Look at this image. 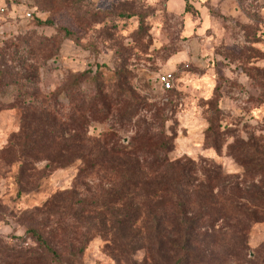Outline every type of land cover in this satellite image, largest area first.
<instances>
[{"label":"rangeland","instance_id":"374dc122","mask_svg":"<svg viewBox=\"0 0 264 264\" xmlns=\"http://www.w3.org/2000/svg\"><path fill=\"white\" fill-rule=\"evenodd\" d=\"M167 1L0 0V264H264V206L228 200L229 184L264 189V0H186L182 14ZM166 72L172 90L158 83ZM118 85L138 98L132 114L122 118L129 100L91 104L77 134L72 109ZM50 116L67 128L33 130ZM146 124L171 137V161L193 165L189 183L169 184L194 221L188 245L160 241L187 228L164 195L154 246L122 223L131 208L146 213L152 184L136 177L152 158L117 171L100 151L130 147ZM82 145L89 159L77 158ZM125 177L128 193L109 203Z\"/></svg>","mask_w":264,"mask_h":264},{"label":"trees","instance_id":"16d2710c","mask_svg":"<svg viewBox=\"0 0 264 264\" xmlns=\"http://www.w3.org/2000/svg\"><path fill=\"white\" fill-rule=\"evenodd\" d=\"M186 1V0H185ZM188 11V4L186 1V10ZM119 86V85H118ZM97 92L95 93V98L93 102L89 104V97L82 98L80 100V104L76 105L72 110L75 114V117L72 118L71 122L69 120V123L74 126V130L77 134L84 133L85 126L89 123V119L87 116V113L89 112V105L95 107L97 109H100L103 107L104 109H109L112 105H118L120 102H127L129 100V103L127 104V111L126 115L122 118H128L129 115H131L132 109L135 107L134 103H137L138 98L134 96V93L127 87H117L118 92L117 93H111L113 96L107 95L108 93H104L102 90V87L97 88ZM172 90V89H171ZM127 94V95H126ZM125 96H128L126 98ZM107 99V102L105 101ZM117 101V102H116ZM102 108V109H103ZM36 110L39 109V106L35 108ZM34 109V110H35ZM103 109V110H104ZM48 119V118H47ZM150 124L141 125L140 129L137 130L135 138L133 142L131 143L130 147H121L119 145H112L109 148L103 149L100 151L102 155H110L113 162L116 165L114 169L118 170V165H123L126 162V159L130 158L134 163H136L139 166V157L140 156H146L152 158V163L147 164L145 166V170L140 169V172L138 171L137 180H149L151 181V187L145 191V196H147L148 204L144 205L145 208V214H142V212H139L138 210H134L131 208V210L123 215L122 223L124 226L128 229H135L137 230V234L140 235L141 233L146 234V243L149 247L154 246L155 244V233L161 230V225L164 224L166 219V214L164 213H158L156 211V208L163 203V195L168 199V201H172L174 204L172 205L175 213L177 214V218L175 221H173V224L175 226L182 227L186 225L187 228L184 231V236L182 238H170L167 235L162 234V239L160 237V241L162 243H171L172 245L176 246L179 244V246H185L189 243L188 239H190V234L192 233V230H190L191 227L194 226V221L192 220V223L190 220L185 217V213L183 211L184 205H183V198L184 194L182 190H175L171 189L169 186L171 180H175L177 182V185L182 186L186 185L191 181L189 175L194 171L193 165L189 162L182 164L181 161H171L167 156V146L170 144L169 141L171 140L170 136H163L161 134H152L150 131ZM43 127V130L52 134H58L57 130L59 132L64 131L65 128H67V124L65 127V124H59L56 122L55 117L50 116V119L43 122V124L37 123V127L34 125V131H37L38 129H41ZM55 127V128H54ZM99 144V142H98ZM76 156L78 159H89L91 156V152L89 149L84 148V145H82L81 148L78 149L76 152ZM94 159L90 160V162L94 163ZM120 165V166H121ZM213 167V166H212ZM214 170H212V174L205 173L207 180L210 181L213 178H217L221 176V173L218 168L214 167ZM203 170V169H202ZM204 172H208L206 169L203 170ZM264 172V170H261V172ZM209 178V179H208ZM131 184V178L125 177L123 187L113 188L108 190L105 193L106 200L109 203H113L117 201L119 198L123 197L124 193H128L129 191V185ZM212 188V187H211ZM229 192V202L232 204H235L237 207V210H241L243 212V204L241 203L242 200H246L247 202H255L253 205L264 206V189L256 190L255 192L251 191H242L238 186L235 184H229L228 187ZM202 187H199L198 190H195L196 192H201ZM158 191V192H157ZM178 191V192H177ZM194 191V190H193ZM251 192V193H249ZM257 203V204H256ZM244 214V213H243ZM248 215V214H245ZM109 221L111 224L115 225V221L117 220L114 213L109 212L108 214ZM39 239L42 240V237L39 236ZM45 244V250L51 251L50 246H48L47 243Z\"/></svg>","mask_w":264,"mask_h":264},{"label":"built area","instance_id":"2783aa9c","mask_svg":"<svg viewBox=\"0 0 264 264\" xmlns=\"http://www.w3.org/2000/svg\"><path fill=\"white\" fill-rule=\"evenodd\" d=\"M4 14H5V8L3 6H0V21L3 19ZM26 16L30 17L31 13L28 12ZM174 79L175 78L172 72H166L158 77V83L164 90H171L174 87Z\"/></svg>","mask_w":264,"mask_h":264},{"label":"crops","instance_id":"0c3cea01","mask_svg":"<svg viewBox=\"0 0 264 264\" xmlns=\"http://www.w3.org/2000/svg\"><path fill=\"white\" fill-rule=\"evenodd\" d=\"M167 7L169 11L173 13L182 14L186 10V1L185 0H168Z\"/></svg>","mask_w":264,"mask_h":264}]
</instances>
